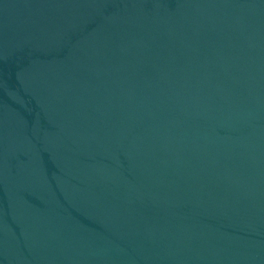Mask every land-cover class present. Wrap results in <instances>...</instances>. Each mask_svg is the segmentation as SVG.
<instances>
[{"label":"water","instance_id":"95a60500","mask_svg":"<svg viewBox=\"0 0 264 264\" xmlns=\"http://www.w3.org/2000/svg\"><path fill=\"white\" fill-rule=\"evenodd\" d=\"M0 264H264V0H0Z\"/></svg>","mask_w":264,"mask_h":264}]
</instances>
